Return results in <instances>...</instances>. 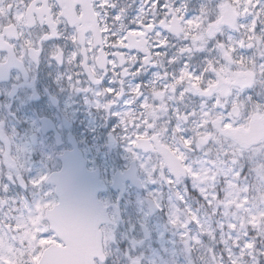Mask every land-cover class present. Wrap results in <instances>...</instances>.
Listing matches in <instances>:
<instances>
[{"label":"flooded vegetation","instance_id":"af4514ba","mask_svg":"<svg viewBox=\"0 0 264 264\" xmlns=\"http://www.w3.org/2000/svg\"><path fill=\"white\" fill-rule=\"evenodd\" d=\"M86 2L88 12L82 8ZM155 2L0 0V65L9 69L0 67V132L11 136L7 146L0 139V229L9 221L15 222L16 243L25 252L39 248L38 259L48 244H39L33 237L38 231H47V223L40 226L46 221V208L41 206L34 214L29 211L43 198L27 180L41 166V146L49 149L56 137L63 141L58 146L60 152L72 158L74 152L70 151L76 148L86 167L98 171L107 186L98 194L100 200L119 207L123 221L100 227L108 258L113 249L121 264H126L125 250L129 241L136 239L143 244L133 255L142 253L145 264H185L191 252L192 224L188 220L175 225L168 222L172 209L179 212L174 199L181 183L208 157L216 160L222 148L240 149L254 127H264V105L252 103L264 96V65L255 60V52H264V9H259L258 15L248 0H162V6L153 8ZM177 8L180 12L173 15ZM185 12L199 16L191 29L180 19ZM254 17L256 29L250 33ZM250 35L254 39L249 40ZM221 42L224 51L231 47L228 56L217 47ZM209 61L215 65L209 69L214 87H208L207 79L193 87L196 82L187 75L180 78L181 72L199 75ZM18 68L23 69L27 81L23 76L15 79ZM138 77L144 79L134 91ZM106 81L114 88L111 94L105 91ZM113 117L119 121L118 131L106 132L107 121ZM226 119L231 123L223 128ZM32 122L42 131L29 159L17 147L28 140ZM144 122L151 128L138 135ZM223 132L231 133L234 140ZM188 137L191 142L186 149L182 141ZM125 146L155 173L153 183L145 186L153 191L159 205L147 218L149 240L142 237L141 229L148 206L146 201L138 203L146 191L121 174L131 169L137 180L147 177L143 170L133 168L139 159L132 164L125 159ZM177 152L183 153L182 160L176 159ZM168 165H173V172ZM186 166L191 173L184 170ZM165 170L174 183L162 178ZM55 171L50 169L49 174ZM113 181L115 191L109 187ZM219 187V222L212 216L201 227L200 264H264V255H260L264 253V189H238L226 183ZM250 192L260 199L258 217L248 221L245 210L251 207L247 200ZM235 195L245 196L236 203L241 205L240 221L232 211ZM107 212H112L110 207ZM115 228L119 239L113 244ZM244 229L249 232L238 233ZM245 244L252 248H245ZM9 249L0 231V252Z\"/></svg>","mask_w":264,"mask_h":264},{"label":"snow or ice","instance_id":"6c2138e0","mask_svg":"<svg viewBox=\"0 0 264 264\" xmlns=\"http://www.w3.org/2000/svg\"><path fill=\"white\" fill-rule=\"evenodd\" d=\"M249 6L251 9H257L258 15H259V9H264V3H261V0H248ZM162 6V0H156L155 3L152 4L153 8ZM258 6V7H257ZM111 7V5H109ZM223 7V5H221ZM245 11H248V9H245ZM180 12V8H177L173 15ZM256 18L254 17L253 21L251 22L248 32L255 33L256 29ZM180 19L183 21L185 25L188 26L189 29L192 28L194 24L197 23L199 20V16H192L188 14L187 12L181 14ZM163 23V21H161ZM219 23V21H217ZM261 23L264 24V19L261 20ZM198 26V25H197ZM135 27V26H133ZM153 31H156L155 28L152 29ZM261 31H264V28H261ZM159 32L156 31V35L159 36ZM71 35V33H69ZM187 35V34H186ZM74 39V37H73ZM193 41H195V36L192 37ZM249 40L254 39V36H248ZM245 43L244 40L240 41V44L243 45ZM217 47L223 52L224 56H228L229 52L232 51L231 47H229L228 51H224L225 45L221 42L217 44ZM182 51H187L188 49H181ZM55 59H59V54L55 56ZM79 59V58H77ZM0 67H4L5 71H8V66L6 65H0ZM215 68V65L209 61L206 65L204 70L196 76H192L190 73L181 72L180 78L183 79L185 75L188 76L190 80H194L196 83L193 84V87H196L197 83H200V81L203 79H207L208 87H214V84L212 83L211 73L209 72V69ZM24 77L25 81H27V76L24 74L23 69L18 68L17 75L15 76V79L18 81L21 79V77ZM138 83L136 85V89L134 91L139 90L141 87V83L143 82V77H138ZM30 86V85H29ZM16 85H13V88L15 89ZM23 87V85H21ZM105 91H107L109 94H111L114 91V88L111 86L110 81L105 82ZM205 92H207V89H205ZM7 95H11L12 93H6ZM7 107V106H6ZM207 113H205L206 115ZM11 115V113H9ZM119 123V121L113 117L111 120L107 121V125L105 127L106 132H116L118 129L116 128V125ZM231 123L230 120H224L222 121V127L227 128L229 127V124ZM3 128V122L0 121V129ZM151 125L144 122L143 128L140 129L138 132V135L140 133L145 132L147 129H150ZM111 129V131H109ZM42 131V128L37 126L35 122H32L30 125V128L27 132L28 134V140L17 147L18 151H22L28 154L29 159L31 158V153L34 150L33 145L36 144L38 140V134ZM12 136H15L17 134L16 129L13 128L11 130ZM142 138V137H141ZM0 139L4 140L5 146H7L11 141V136L5 137L3 136V133L0 132ZM132 138L128 137V140L130 141ZM191 138H184L182 143L184 147L187 149L190 145ZM63 141L58 136L56 137L54 143L51 145V147L47 150L40 151V168L37 169L36 173L34 175H29L27 180V185L32 187L34 190H39L42 201L39 204H36L34 206V211L30 209V212H38L40 207L43 206L44 208H55L57 212L63 216L66 217H84V216H101L104 215L105 212L102 211V209L108 207L107 201H97L95 194L93 193L90 197L91 201L95 203L96 205V211L93 212L90 210V207L86 206L84 202L80 201L76 197L69 194V182L71 179L72 172L74 170V162L68 160L67 156L59 151V145H62ZM109 148L112 147V144L109 143L107 145ZM123 151L125 153V159L128 160L131 164L133 161H137L139 158L137 157L136 153L132 150L130 147H123ZM7 155V152L4 153ZM176 159L182 160L183 159V153L177 152L176 153ZM61 161H64V169L59 170L61 168ZM133 168H139L143 170L144 175L147 177L144 180H137L134 175H132V170L130 169L128 173L121 174L122 176L127 175L132 180L133 183L137 184L139 188L145 189L146 195L144 196L143 200H138V203L143 204L144 201H150L151 205L154 207H149L148 211L144 212L145 220L141 224V229L144 232V239L149 238V230L147 228V218L153 214L155 209L159 208V205L156 204V199L154 197L153 191L149 188H146L145 186L148 184L153 183L152 176L155 174L149 166H146L145 162L142 159H139L138 164L135 165ZM50 169H57L53 174H49ZM186 172L191 173V169L189 167H185L184 169ZM29 172H31V169H29ZM242 174V173H241ZM166 178L167 182L169 184L174 183V178L170 176L166 170L164 171L163 177ZM5 191H7V185H5ZM182 199V197H179ZM2 202V201H0ZM114 207V206H113ZM38 219V217H37ZM36 221L33 220V223ZM168 222L175 225L176 220L175 217H169ZM0 223H3L0 221ZM47 221H43L41 223V227L46 224ZM0 231L4 232V239L6 244H10V249L5 252H0V264H34V262L38 261V253L40 251L39 248H36L34 251L25 252L21 246H19L15 241V234L17 233V224L15 222L9 221L6 224H3V229H0ZM160 237H163V232L159 233ZM33 239L35 241H38L39 244H51L55 242L57 245H65V240H62L59 236H56L54 232L49 229L48 231H38L35 233ZM143 244V240H136L132 239L129 241L130 247L125 250L124 258L126 260V264H145V258L143 254H135L133 255V252H135L136 248ZM26 246V245H25ZM247 249H251V244H245L244 246ZM19 253V255H18ZM51 256H55L56 253L53 251L50 253ZM260 255H264V253H261ZM106 264H111L110 259L107 257L104 258ZM48 264V262H46ZM50 264H57V261L55 259H52ZM147 264H154L153 261H148ZM232 264H235V261L232 262Z\"/></svg>","mask_w":264,"mask_h":264},{"label":"water","instance_id":"95a60500","mask_svg":"<svg viewBox=\"0 0 264 264\" xmlns=\"http://www.w3.org/2000/svg\"><path fill=\"white\" fill-rule=\"evenodd\" d=\"M81 170V169H80ZM77 179L70 180L69 194L84 202L88 207L93 206L90 197L93 194L91 190V183L86 185L81 172H78ZM82 198H79L81 197ZM97 209L94 207L91 211L95 212ZM95 217V220L92 217ZM97 216H84V217H66L57 212L55 208L49 212L50 228L62 240H65V245L62 246H49L41 257L39 264H50L52 259L57 261V264H93V258L101 257L100 239L97 232L96 220ZM55 251L56 255H50Z\"/></svg>","mask_w":264,"mask_h":264},{"label":"clouds","instance_id":"9594fccd","mask_svg":"<svg viewBox=\"0 0 264 264\" xmlns=\"http://www.w3.org/2000/svg\"><path fill=\"white\" fill-rule=\"evenodd\" d=\"M252 103H259L261 105H264V96L257 97V99L253 101Z\"/></svg>","mask_w":264,"mask_h":264},{"label":"rangeland","instance_id":"374dc122","mask_svg":"<svg viewBox=\"0 0 264 264\" xmlns=\"http://www.w3.org/2000/svg\"><path fill=\"white\" fill-rule=\"evenodd\" d=\"M252 155H253V157H254V159H255V162L258 163V160H257V159H258V152H257V151H253V152H252ZM194 221H195V220H194ZM200 221H202V220H201V219H198L197 222L199 223Z\"/></svg>","mask_w":264,"mask_h":264}]
</instances>
